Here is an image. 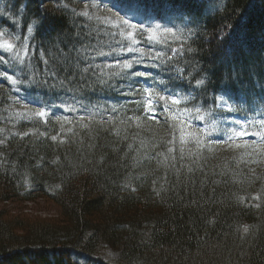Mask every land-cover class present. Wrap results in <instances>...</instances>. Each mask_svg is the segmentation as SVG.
I'll return each mask as SVG.
<instances>
[{
	"label": "trees",
	"instance_id": "trees-1",
	"mask_svg": "<svg viewBox=\"0 0 264 264\" xmlns=\"http://www.w3.org/2000/svg\"><path fill=\"white\" fill-rule=\"evenodd\" d=\"M120 5L130 11L118 12L111 0H0V37L12 45L0 50V72L17 81L0 76V203L44 199L59 209L58 217L42 220L0 211V264H264V147L228 141L198 147L186 137L182 144L181 130L198 128L177 114L222 111L220 96L243 118L264 109V0ZM121 18L145 29L159 23L179 39L149 44V32L138 33ZM86 36L92 44L120 40L125 47L135 39L137 47L169 56V48L180 49L172 67L181 71L161 73L167 90L155 89L169 97L167 106L152 99L149 109L147 98L127 89L97 90L84 103L100 111L115 104L119 111L94 119L30 116L43 105L30 103L36 99L73 102L72 93L32 81L59 71L58 50ZM138 79L137 89L148 86Z\"/></svg>",
	"mask_w": 264,
	"mask_h": 264
},
{
	"label": "snow or ice",
	"instance_id": "snow-or-ice-1",
	"mask_svg": "<svg viewBox=\"0 0 264 264\" xmlns=\"http://www.w3.org/2000/svg\"><path fill=\"white\" fill-rule=\"evenodd\" d=\"M111 6L116 8L118 12H124L125 14L130 10H125L120 5V0H111ZM3 10L0 9V13ZM122 25H126L138 33H142L144 31L149 32V37L147 43H166V39H158V37H167L172 36L174 39H179L178 36L173 32L172 28H163L161 30L160 25L155 26V30L152 28L145 29L144 25L141 23L130 24L128 19H123ZM33 29L30 26L28 31L31 32ZM133 35L132 32L127 33V37L131 38ZM27 39V38H25ZM84 40H88L89 43L85 44ZM91 37L86 36L83 39L80 37H76L70 45H65L67 51L58 50L60 56L62 57V63L58 65L59 71L50 73L45 79H35L34 82L37 87L43 89L47 87L49 90L59 89V91L63 92L65 96L68 93H72L71 99L74 104H79L80 109L88 112L89 105L84 103L86 99H88L90 94L96 93L99 91H107L109 93H124L125 89H127V95H141L148 99L147 107L150 109L152 106V99H158L160 101H164L167 106L169 97L158 95L155 91L156 88H162L167 90V83L163 78L160 77V74L163 72H178L180 69H174L172 67L173 62L176 60V56L179 55L180 49L169 48V51L172 52V55L169 56L167 52H155L151 50V48L143 49L136 46L137 41L135 39H131L129 45L127 47L124 46L123 41L117 40L115 41V46L109 41H100L97 40L96 44H92ZM63 43V42H62ZM80 45V47H77ZM7 48H11L12 45H5ZM103 47H108L109 51H103ZM191 51V49H188ZM132 54L131 59H122L123 53ZM139 53V55H135ZM97 57H102L105 59H111L114 63L107 64H97L95 60ZM47 63V61H45ZM83 65V67H81ZM134 66H143L144 71H138ZM156 70V71H152ZM66 73L64 77V81H60L59 83L49 84L48 80H55L60 72ZM69 75L71 78H69ZM0 76H3L6 80L10 81L13 85L17 84V81L12 78V76L7 75L5 72H0ZM144 78L143 84L148 85L147 87H142L137 89L135 85L139 84L140 81L138 78ZM78 78V79H77ZM178 78V77H177ZM67 82V84L65 83ZM75 84L76 87H69V85ZM197 85L204 84V81L197 80ZM79 92V99L76 98V93ZM47 96V93L44 94ZM56 98H59V93H54ZM30 103L43 104L44 107L38 108L35 111L30 112V116L35 118H41L48 115V113L44 110L48 108L51 110L52 108L57 107V105L50 104L47 99L41 101L36 99L35 101H30ZM180 100L171 99V105H178ZM142 101H137V108L140 107ZM217 108L224 110L227 112H235L237 109L235 107L229 106L227 100L224 99L223 96H220L216 99ZM60 108L67 107L69 111H76V109L72 105H68L65 100L63 103L59 105ZM93 108H98V105H91ZM123 107V106H120ZM103 111H111V113L115 114L119 111L117 105H107L105 104ZM197 112L199 110L197 109ZM97 112H90L89 115L95 118ZM99 114H102L100 112ZM197 119H203L204 117L201 115H197ZM234 123L239 124V121H235ZM102 126V125H101ZM264 127V122L261 124ZM87 127V125H85ZM211 131L218 132L223 131L222 128L219 127V124L216 120H213L211 125ZM244 133H237V135H243ZM24 135H27L25 133ZM195 139L196 145L199 147L201 144V139L199 136L194 133H190ZM53 140L56 137H52ZM180 139L183 141L185 139L183 130H181ZM232 139V137H229ZM261 139L264 140V136H261Z\"/></svg>",
	"mask_w": 264,
	"mask_h": 264
},
{
	"label": "rangeland",
	"instance_id": "rangeland-1",
	"mask_svg": "<svg viewBox=\"0 0 264 264\" xmlns=\"http://www.w3.org/2000/svg\"><path fill=\"white\" fill-rule=\"evenodd\" d=\"M131 21L130 18H127ZM160 25L159 23H153L151 21L146 23L147 28H152L155 30V26ZM7 41L1 40L0 37V50L4 52H8L11 48L5 47L8 45ZM132 57V55H129ZM227 100L226 98H224ZM62 102H54L52 104L57 105V107L49 110L45 108L44 110L49 114L59 115H68V114H77L81 116L89 115L90 112H102L98 108H93L89 106L88 112H85L80 109L79 104H74L73 102L67 101L68 105H72L76 111H69L67 107L60 108L59 105ZM228 102V100H227ZM230 106V103L228 102ZM44 107V105H40V108ZM264 109L258 110L255 112V116L251 117H238L233 112H227L226 109L223 111H217L214 113H210L209 116H203V119H197V114L193 111H189L186 109H181L180 112H177L178 117L189 123L193 128H198L194 130V132L183 131L184 136L186 138H193L190 133H194L199 136L202 141H205L209 144H215L221 141H229L235 143L236 145H241L243 147H247L252 144L256 147H264V140L261 139V136H264V127L261 126L262 122H264ZM255 117V118H252ZM213 120H216L219 124V127L223 129V131L213 132L211 131V125ZM235 121H239V124L234 123ZM243 132V135H237V133ZM181 134L179 135L180 143L184 142L180 139ZM232 137V139H229ZM195 141V139H194ZM204 143V142H203ZM183 144V143H182ZM241 147V148H243ZM243 148V149H245ZM259 150V149H258ZM231 152H233L231 150ZM4 210L8 216H17V217H25L29 220H42V219H52L56 218L59 215L58 207L47 200L44 199H36L33 202H25V201H8L0 203V211Z\"/></svg>",
	"mask_w": 264,
	"mask_h": 264
}]
</instances>
